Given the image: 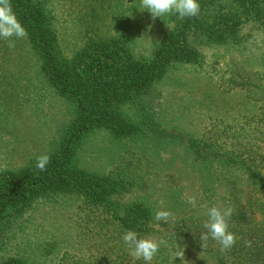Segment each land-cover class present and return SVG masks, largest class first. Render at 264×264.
I'll list each match as a JSON object with an SVG mask.
<instances>
[{"label": "trees", "instance_id": "obj_1", "mask_svg": "<svg viewBox=\"0 0 264 264\" xmlns=\"http://www.w3.org/2000/svg\"><path fill=\"white\" fill-rule=\"evenodd\" d=\"M9 2L26 30L24 37L39 74L58 97L71 101L75 118L70 123L73 129L68 128L70 135L67 130L58 149L47 153L50 161L44 171L35 167V159L19 168L0 169V251L41 203L64 210L74 201L72 215L91 253L78 258L64 251L58 264H145L134 260L123 242L127 230L163 241L151 264H198L200 260L205 264H264V52L244 60L260 70L229 68L228 90L239 95L248 115H232L229 123L218 120L200 137L173 135L160 129L148 100L152 88L168 74L184 65H201L190 34L193 27L203 24L202 19L179 20L147 55L137 53L121 36L92 35L82 36L86 40L67 56L54 26L51 0ZM198 2L200 13L210 14L220 28L210 32L213 43L240 49L251 41L253 27L264 35V0ZM97 5L90 13L94 20L101 19L103 11L102 4ZM88 27L84 32L92 33ZM144 127L156 141L175 137L183 146L189 164L182 172L196 179L200 188L197 208L180 195L163 206L162 210L172 213L167 221H157L147 196L123 201L138 186L125 171L106 175L77 165L75 147L81 137L103 130L119 139ZM213 205L233 207L229 224L236 241L230 250L221 251L217 242L200 239L207 207ZM178 253L180 257L173 260ZM0 264L27 263L10 256Z\"/></svg>", "mask_w": 264, "mask_h": 264}, {"label": "rangeland", "instance_id": "obj_2", "mask_svg": "<svg viewBox=\"0 0 264 264\" xmlns=\"http://www.w3.org/2000/svg\"><path fill=\"white\" fill-rule=\"evenodd\" d=\"M137 3L138 0H53L52 4L51 0V15L65 55L69 56L85 37L92 35L121 36L137 53L147 55L161 38L172 33L179 20L185 21L175 16L153 19L147 11L135 8ZM101 4V19L94 20L90 13ZM197 18L203 24L193 27L190 40L201 55V65H184L168 74L152 88L148 100L160 129L184 137H200L218 120L231 122L232 115H248L239 95L228 90L229 68L260 70L257 66L250 68L244 60L264 52V35L258 29L253 27V36L248 39L251 41L234 49L230 44L213 43L214 34L210 32L220 31L214 17L199 12ZM86 24L92 33L84 32ZM10 41L14 47H9ZM74 118L71 101L58 97L39 74L26 38H0V169L22 167L38 155L58 149L65 133L70 135L68 128L73 129L70 123ZM140 130L119 139L103 130L81 137L75 147L77 165L106 175L125 171L140 187H135L123 201L147 196L156 212L172 198L199 195L196 179L182 172L189 160L177 139L159 142L146 127ZM75 208L74 201L64 210L41 203L23 228L6 242L0 260L11 256L27 264H58L64 251L78 258L88 256L91 249L76 227V216L72 215ZM198 264H205L204 260Z\"/></svg>", "mask_w": 264, "mask_h": 264}, {"label": "clouds", "instance_id": "obj_3", "mask_svg": "<svg viewBox=\"0 0 264 264\" xmlns=\"http://www.w3.org/2000/svg\"><path fill=\"white\" fill-rule=\"evenodd\" d=\"M134 7L141 11H147L153 19L170 16L184 19L196 17L200 12L198 0H138ZM26 35V30L18 21L9 0H0V38H23ZM9 47H14V43L10 41ZM49 161V155H38L35 158V167L44 171ZM187 203L194 209L198 207L197 199L194 196H189ZM232 214L233 207L231 205L207 207V219L203 224L204 231L200 233L201 241L206 243L211 239L219 244L221 251L230 250L236 241L235 234L230 231L229 221ZM171 215L172 213L166 210L157 211L155 219L167 221ZM122 240L128 246L133 259H142L145 264H151L159 251L160 244L163 243V241H156L152 238L140 237L137 232L132 230L125 231ZM176 257H180L179 253L173 257V260Z\"/></svg>", "mask_w": 264, "mask_h": 264}]
</instances>
